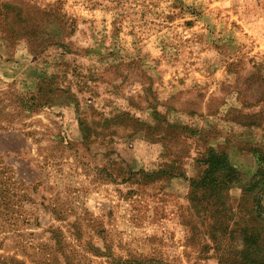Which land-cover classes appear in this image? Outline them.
I'll list each match as a JSON object with an SVG mask.
<instances>
[{"label": "rangeland", "instance_id": "1", "mask_svg": "<svg viewBox=\"0 0 264 264\" xmlns=\"http://www.w3.org/2000/svg\"><path fill=\"white\" fill-rule=\"evenodd\" d=\"M0 51L14 68L0 74V264H180L154 256L168 240L136 209L144 128L100 117L126 99L142 122L147 107L191 115L172 145L226 146L242 184L264 176V138L233 127L264 123V0H0ZM200 114L225 115L230 137ZM240 197L192 221L218 264H264V179Z\"/></svg>", "mask_w": 264, "mask_h": 264}, {"label": "crops", "instance_id": "2", "mask_svg": "<svg viewBox=\"0 0 264 264\" xmlns=\"http://www.w3.org/2000/svg\"><path fill=\"white\" fill-rule=\"evenodd\" d=\"M4 57V52L0 51V74L2 73V75L14 71V68L6 63ZM9 63L14 64L13 62ZM16 64V70L24 77L39 78L44 75L41 73L44 71L40 72L37 67H31L28 71L22 61L16 62ZM49 76L51 78L52 74ZM106 85L108 84H104V86ZM115 90L117 92L115 101L125 102L124 94L117 88ZM126 102L127 106L125 105L122 110H115L110 114L101 113L100 117L107 123L125 120L134 127L144 128L139 133H144L147 144L144 152L145 165L136 170L135 174L139 175L136 183L144 185L145 192L139 195L141 199L143 198L141 206H135L136 209L144 210L147 226L158 228L160 237L163 240H168L169 243V245H164V250L161 251L159 248L158 256H154L160 258L161 261L174 260L180 264H218V258L214 253L209 235V223L204 225L193 223L191 213L204 210L202 216H205L207 220L223 206L231 208L229 204H231L234 191L241 194L239 186L231 187L217 196L209 194L207 188L206 191L204 187H198L206 169L203 162L208 158V154L211 152L224 153L227 163L238 171L242 169L243 155L233 156L226 146L218 147V149L208 147L205 151L197 150L196 146L192 145L193 141L185 142L184 147H176L169 141V136L178 137L183 133L185 128L180 125H182L183 119H191V115L177 112L158 114L153 107H147L143 111L148 112V119L142 122L140 118L133 117L131 114L132 110L141 111L142 109L132 104L130 99H126ZM201 115L193 116L200 125L203 120L208 119L205 121L208 123L207 130L212 131L216 127L215 129L223 137H230L233 125L225 115H210L208 117ZM212 119L215 120L216 125L212 123ZM233 127H237L242 135L250 134L253 130L259 131L264 138V123L254 126L240 124ZM134 135L136 134L129 133L127 136L135 137ZM197 232L208 234V240L202 237L204 242L202 239L195 238L194 234Z\"/></svg>", "mask_w": 264, "mask_h": 264}, {"label": "trees", "instance_id": "3", "mask_svg": "<svg viewBox=\"0 0 264 264\" xmlns=\"http://www.w3.org/2000/svg\"><path fill=\"white\" fill-rule=\"evenodd\" d=\"M224 155L225 154L222 152H211L208 154V158L203 162V164L206 166V169L203 173L202 180L199 183L200 186L198 187H204L205 190L207 188L209 194L217 196L221 192L231 187L239 186L241 191V201L237 206L238 208L239 206H241V202H243V200H245V198L249 196L250 192L257 188V186L261 183V180L264 179V176L263 173H261L262 171H258V173L255 176L251 177L249 181L242 184V174L240 173V171H238V169H235L227 163ZM263 160L264 155H259L258 161L262 162ZM221 209L228 212L231 210V208H226L224 206ZM210 238L213 243V237L211 235ZM213 249L215 251L216 247H213ZM219 261L220 264H223L222 259L220 260L219 258Z\"/></svg>", "mask_w": 264, "mask_h": 264}]
</instances>
